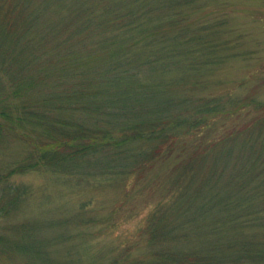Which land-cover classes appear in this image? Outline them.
<instances>
[{
    "label": "trees",
    "instance_id": "obj_1",
    "mask_svg": "<svg viewBox=\"0 0 264 264\" xmlns=\"http://www.w3.org/2000/svg\"><path fill=\"white\" fill-rule=\"evenodd\" d=\"M212 1L0 0V215L24 206L29 186L14 178L35 171L121 202L193 139L143 218L142 251L95 264H264V98L258 85L218 88L220 66L239 53L225 20L194 16ZM243 109L249 121L209 134ZM92 205L13 224L0 254L94 264L67 244L110 225Z\"/></svg>",
    "mask_w": 264,
    "mask_h": 264
},
{
    "label": "rangeland",
    "instance_id": "obj_2",
    "mask_svg": "<svg viewBox=\"0 0 264 264\" xmlns=\"http://www.w3.org/2000/svg\"><path fill=\"white\" fill-rule=\"evenodd\" d=\"M194 16L199 20H225L226 31L231 38L236 39L239 56L220 66L218 77L222 83L218 88L223 92L242 95L258 85L259 96L264 98V0H213L195 12ZM248 111L243 109L231 117L216 121L209 134L249 121L255 113ZM183 142L177 144L169 159L158 161L137 181L134 180L136 183H131L129 195L121 202L117 201L114 191H89L82 183L68 182V178L49 172L17 175L14 181L29 186V193L21 209L8 216L0 215V234H10L13 224L18 225L21 221L42 222L57 216H68L78 207L81 199L93 196L91 213L99 219L108 216L110 225L102 222L87 225L82 228L86 235H78L67 241V244L78 247L75 255L81 256L86 263L95 264L100 257L107 260L126 252L129 261L145 246L146 235L140 233L143 218L161 196L168 172L179 159L177 153L182 148L192 146L194 141L190 139ZM13 152L17 154L18 150L14 149ZM79 229L80 226L73 230ZM63 230L67 233L72 227ZM0 264L25 262L0 254Z\"/></svg>",
    "mask_w": 264,
    "mask_h": 264
}]
</instances>
